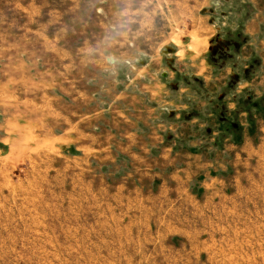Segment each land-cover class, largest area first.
Here are the masks:
<instances>
[{"label":"rangeland","instance_id":"1","mask_svg":"<svg viewBox=\"0 0 264 264\" xmlns=\"http://www.w3.org/2000/svg\"><path fill=\"white\" fill-rule=\"evenodd\" d=\"M47 35L83 59L109 151L0 155V264H264V0H0V62ZM203 69L209 117L175 118L169 107L206 105ZM184 164L200 170L189 196L206 179L238 200L214 237L133 220L126 199L158 192L145 172Z\"/></svg>","mask_w":264,"mask_h":264},{"label":"crops","instance_id":"2","mask_svg":"<svg viewBox=\"0 0 264 264\" xmlns=\"http://www.w3.org/2000/svg\"><path fill=\"white\" fill-rule=\"evenodd\" d=\"M33 24L36 26L34 31L38 30L39 21ZM37 43L36 48L41 45V50L30 51V59L5 55L0 62V155L21 158L28 152L48 148L65 153L73 151L80 162L103 159L109 151L110 142L100 120L102 111L87 107L97 105L96 91L89 89L92 88L89 87L90 79L84 78L85 75L82 78L79 73L75 76L77 64L79 67L83 59L80 58L78 63L72 61L71 53L65 46H59L58 41L48 35ZM55 57L58 60L52 59ZM206 70L195 73L205 82L206 89L202 95L206 105L169 107L175 118L181 114L191 115L188 110L194 108L209 117L207 112L212 107L209 104L214 98L209 82L214 80ZM147 107L152 113L165 108L164 105ZM160 140L163 141L161 136ZM199 172V169L187 164L175 167L170 173L166 168L145 172L146 180H150L149 186L154 185L156 178L159 179L158 192L126 199L128 205L139 206L133 220L146 221L149 227L159 226L170 233L182 235L185 241L190 236L200 235L198 232L214 237L215 231L210 230L229 216L231 202L238 200L211 196L215 184L206 179L200 183L206 191L205 196H189L186 185ZM138 173L141 175L140 171ZM139 178L143 179V176ZM145 184L148 185L147 182ZM123 216L118 214L117 221L123 220Z\"/></svg>","mask_w":264,"mask_h":264}]
</instances>
